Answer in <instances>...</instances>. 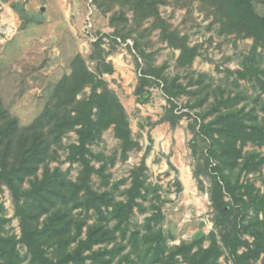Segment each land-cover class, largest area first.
Returning a JSON list of instances; mask_svg holds the SVG:
<instances>
[{
	"label": "rangeland",
	"instance_id": "374dc122",
	"mask_svg": "<svg viewBox=\"0 0 264 264\" xmlns=\"http://www.w3.org/2000/svg\"><path fill=\"white\" fill-rule=\"evenodd\" d=\"M156 1L160 20L154 15L135 13L129 5L107 0H101V5L92 0H0V106L17 120L19 127L29 124L51 102L57 80L71 73L76 55H81L88 68L95 70V62L88 56L92 43L100 38L102 54L112 65V71L104 72L102 78L122 104L136 145L122 155L121 140L113 126L103 129L88 147L92 154L100 156L99 159L91 156V164L103 168L108 184L94 173L91 187L97 192L110 189L114 201H126L131 171L143 160L147 191L144 187L145 198L136 199L141 206L133 207L126 236L135 229L142 234L146 220L151 219V229L163 233L167 252L190 242L195 243L193 250L196 251L199 247H208L213 232L222 249L220 264H233L221 239L226 230L225 224L220 222L223 217L218 216L210 198L211 176L200 175L203 189L198 188L194 176L196 166L203 162L206 144L197 137L194 152L191 140L200 120L208 122L218 114L209 109L221 97L240 95L233 108L251 112L261 124L264 93L260 81H264V60L259 79L240 78L238 71L249 54L252 37L224 25L208 0ZM254 7L264 16V5L254 3ZM163 27L196 48L197 55L190 65L178 64L180 49L162 37ZM155 67L162 68V77L153 75L151 70ZM143 71L148 74L146 103L138 102L135 93ZM173 78L185 87L186 93L171 97L169 102L164 83ZM89 93L90 87L86 86L77 94V99ZM225 110L221 107V111ZM175 114H181L175 123L165 118H173ZM72 143H78L75 130L66 132L61 143L52 146L50 157L36 177L41 176L45 167L50 170L57 167L75 181L81 164L67 159L68 146ZM236 147L241 149L239 163L243 164L249 153H254L256 160L263 159L255 169L238 166L226 170L236 186L235 193L248 200L251 194L264 193V145L247 141L240 146L238 141ZM215 162L220 163L219 159ZM33 179L35 177H28L23 186L28 188ZM115 182H120L118 189L112 190ZM224 199L232 204L229 195ZM0 204L9 219L3 233L19 238V219L5 185H0ZM234 207L237 208L235 204ZM227 208L230 209L226 206V211H230ZM73 214L77 220L86 222L82 226L84 236L87 227L95 222V215L92 210L80 209ZM253 215L250 208L248 217ZM259 218L263 220L264 213H259ZM113 224L109 223L110 227ZM115 235L113 240L94 245L92 250L122 244L123 248L114 257V262L118 261L131 247L127 238L122 239L118 232ZM242 240L240 252L251 246L253 238L243 233ZM18 248L21 255L26 256L25 264L28 263L27 248L22 244ZM47 254L54 256L52 247L47 248ZM263 256L264 253H260L253 257L251 264H261ZM85 264L94 263L87 259ZM174 264L186 262L178 256Z\"/></svg>",
	"mask_w": 264,
	"mask_h": 264
},
{
	"label": "trees",
	"instance_id": "16d2710c",
	"mask_svg": "<svg viewBox=\"0 0 264 264\" xmlns=\"http://www.w3.org/2000/svg\"><path fill=\"white\" fill-rule=\"evenodd\" d=\"M101 5V0H92ZM129 5L135 13L143 16L154 15L160 20L156 0H107ZM218 12L224 25L239 33L253 38L249 51L242 61V69L238 71L240 78L256 77L262 72L261 62L264 60V16L255 11L254 3L264 5V0H208ZM162 37L172 46L180 49L177 62L180 66H188L197 55L196 48L189 46L174 31L163 27ZM100 38L92 43L89 58L95 62L92 71L86 65L81 55H76L72 61L70 74L62 75L52 91V100L42 112L29 124L19 127L17 120L11 118L8 111L0 106V185H5L11 193L15 216L19 219L20 237L4 234V226L9 219L4 216L3 204H0V264H25L26 256L19 251V244L27 248L29 261L26 264H85L91 259L94 264H112L114 257L123 248L122 244L110 249L92 250L94 245L109 242L116 237L127 238L131 247L114 264H174L178 256H182L186 264H220L222 249L218 245L215 234L211 233L208 247L193 250L195 243H185L166 251L164 236L161 231L151 229V219L145 223V231L135 229L126 236L129 218L134 206L140 207L137 198H145L142 192L143 177L146 165L144 161L131 171V183L126 190V201H114L113 192L95 191L90 184L92 174L96 173L108 184L103 168H95L90 157L100 158L90 151L88 145L99 138L103 129L114 128L115 135L121 140V153L126 155L136 143L131 138V131L126 112L102 78L104 72L112 71V65L106 62L101 49ZM162 68H152L151 72L160 78ZM147 72L143 71L135 93L138 102L146 103L149 92L145 90L148 81ZM264 93V81H260ZM86 86L90 87L87 97L77 99ZM186 93L185 87L176 79L164 83V93L169 102L171 97ZM240 95L221 97L209 109L218 114L210 121L198 122V129L191 140L193 151H197L196 138L206 144L203 150V162L196 166L194 176L198 188L203 189L202 174L211 176L212 186L210 198L220 222L226 230L222 234L223 246L233 264H251L253 257L264 253V219L259 213H264V193L251 194L248 200L235 193L226 170L255 169L262 158L256 160L254 153H249L243 164L238 162L241 157L240 146L247 141L264 145V118L260 123L255 121L251 112L241 108H233ZM225 107V111H221ZM264 110V98L262 99ZM202 117V115H199ZM181 117L175 114L168 118L173 123ZM69 130H75L78 143L68 146L67 159L79 162L81 169L75 181L69 179L59 168L50 170L44 168L40 177L38 170L50 157L53 145H59L62 137ZM219 159V162H215ZM28 177H35L29 182V187L23 184ZM120 182L113 183L112 190L118 189ZM146 191L147 188L145 187ZM229 195L232 204L224 197ZM234 204L237 208L234 207ZM226 206L230 211H226ZM111 207V209H109ZM254 215L248 217L249 209ZM92 210L95 222L89 225L82 236L84 220H77L73 211ZM225 209V210H224ZM233 216V219L230 217ZM221 217V218H222ZM42 219V221H40ZM114 223L110 227L109 223ZM248 233L253 240L246 251L240 252L244 244L242 234ZM53 248V257L48 256L47 248ZM86 251H90L85 254ZM264 264V256L261 259Z\"/></svg>",
	"mask_w": 264,
	"mask_h": 264
},
{
	"label": "water",
	"instance_id": "95a60500",
	"mask_svg": "<svg viewBox=\"0 0 264 264\" xmlns=\"http://www.w3.org/2000/svg\"><path fill=\"white\" fill-rule=\"evenodd\" d=\"M227 210H230V209L227 208Z\"/></svg>",
	"mask_w": 264,
	"mask_h": 264
}]
</instances>
